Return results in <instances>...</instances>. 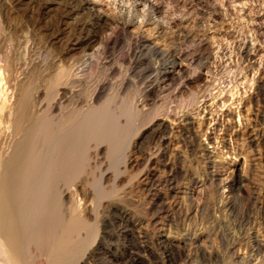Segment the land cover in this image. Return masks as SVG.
<instances>
[{
  "label": "rangeland",
  "instance_id": "rangeland-1",
  "mask_svg": "<svg viewBox=\"0 0 264 264\" xmlns=\"http://www.w3.org/2000/svg\"><path fill=\"white\" fill-rule=\"evenodd\" d=\"M14 1V11L24 18V31H27V34L30 32L28 34L30 44L26 41L28 44L24 42L23 47L40 49L42 55L40 51L38 53L41 57L43 53L45 54L44 50L51 47L46 45V41L58 42V48L61 50H65L67 47L64 46L70 43L68 48L71 49L77 39L85 37L87 31L94 26L92 17L86 11L65 0ZM162 1L169 5V17H175V24L158 32V35L154 25L145 27L148 29L147 34L156 33L154 37L151 36L155 42L158 41L161 48L173 53L179 49H186L189 57L195 58L190 65V72L194 73L193 69H197L196 72L199 69L202 71L208 63V59L200 53L198 45L200 40H206L205 42L216 50L215 52H220L219 48L222 45L226 47L231 45L235 47L233 64L228 66L227 63L217 62L215 65L213 63L211 79L215 78L216 82L219 80L228 86L231 84L232 87L234 81L240 82L241 75L249 69L255 75V79L249 83L250 86L248 84L245 87L242 84L244 88L243 86L240 89L236 88V91L235 88L232 89L230 91L232 99L223 105L224 107L222 105L212 107L202 113L200 110L202 100L213 99L219 90L206 91L203 82H198L200 86L198 83L197 85L193 83L192 86L188 84V88L185 87L186 89L180 92L181 89H178L180 80H176L177 83L174 82L172 87L166 90L155 89L149 92L146 84L152 79L149 72L133 68L129 61L121 59L126 54L131 36L143 30L136 26L125 33L123 48H118L113 56L111 65L114 71L108 69L106 72L111 84L106 98L111 102L109 104L113 111L117 110L118 107L115 105L119 104L118 110L125 113L122 120L127 130L124 128V135L122 134L120 138L122 141H118V146L115 147L117 155H113L116 154L113 150L107 158L99 156L102 161L106 160L100 168L102 171L98 169L99 166L97 167L99 173H96L95 180L98 179L94 180L95 183L91 182L98 186L86 187L85 197L80 196L81 193L77 196L80 205L92 204L90 205L92 213L88 215L91 217L90 224L92 223L90 237L88 236L86 243L79 250V261L88 259L89 264H264V140L259 138L250 141L243 133L247 128L246 124L264 132V84L261 90L257 89L258 82L264 83V0H240L237 2L239 4L236 3L229 10L222 8L218 0H189L186 6L175 0ZM119 2L113 3L111 9H108L111 17L121 16ZM132 12L129 16L125 14L123 18L126 20L133 17L135 12L134 10ZM0 20L2 53L11 51L12 44L8 40L9 30L4 26L5 22L1 17ZM52 31L54 32L51 33ZM39 32H45L44 34L47 33L49 36L44 45L40 43V35L39 37L35 35ZM245 35H253L260 46L262 45L261 52L253 61L239 54L237 42ZM37 37L39 39H35ZM21 39L23 40V37ZM80 51L78 49V55L83 54ZM227 54L224 57L223 52L218 53L223 59L230 55ZM23 56L16 61L19 71L25 67L27 61L25 55ZM150 56L153 61L159 62L156 54L152 53ZM94 71L95 80L105 74V70L96 66ZM120 104L121 106L126 104L123 106L124 109L120 108ZM166 109L170 111L166 113ZM204 116L207 117L206 120ZM173 120L175 123H172ZM187 121L193 122L194 126L193 123L188 125ZM185 128L187 129L181 133ZM195 130L199 132L200 138L194 142L192 149L190 142L193 140L190 136L196 132ZM232 130L234 134L230 136L229 131L231 134ZM211 135L214 140H210ZM200 144L208 147L213 153L207 156L200 152ZM167 161L170 163L169 167ZM233 170L235 190L232 195L219 187V181L213 174L220 172L224 174L223 177H228ZM196 180L198 183L195 185ZM86 197L87 200H84ZM159 198L166 200V205H172L169 207L173 210L170 211L168 206V211L165 210L158 202ZM85 201L88 203L83 204ZM144 228L147 231L146 239L142 235ZM163 234L169 237L167 235L163 237ZM200 234L205 236L201 248L195 239L191 238ZM237 242L241 245V257H237L232 250L233 243Z\"/></svg>",
  "mask_w": 264,
  "mask_h": 264
},
{
  "label": "bare ground",
  "instance_id": "bare-ground-1",
  "mask_svg": "<svg viewBox=\"0 0 264 264\" xmlns=\"http://www.w3.org/2000/svg\"><path fill=\"white\" fill-rule=\"evenodd\" d=\"M65 1L70 4L74 3L78 8L86 11L92 17L94 26L87 31L85 37H79L76 43L71 46V49L68 48L70 43L64 46L63 42V46L68 48L63 49V51L58 48V42H54V40L52 42L46 41L47 44H45L51 47L46 48L44 50L45 54L43 53V56H45L41 57L39 55V53L41 54L40 49H29L28 46L26 48H24L25 46L23 47L25 43H29L30 37L28 34L30 32L28 31L27 34V31H24V18L22 19L19 15L20 13L18 14L14 11L13 3L15 1L0 0V17L5 22L4 26L6 29L9 30L8 40L12 44L11 51L0 53L2 54L0 57L2 62H0V264H89L90 261L88 259L79 261V250L84 246L90 235L92 223L90 224L91 221L89 220L91 217L89 218L88 215L92 213V211L90 212L92 210L90 205L92 206V204L89 205L88 201H85L83 204L86 202L88 204L80 205L77 201V196L83 193L80 196L85 197L86 187L98 186L96 184L94 186L91 182L95 183L98 179L95 180V177H97L96 173L98 172L97 167L99 166L98 169L101 170L100 168H102L106 160L102 161L100 157H109L113 150L115 151V147L120 142L123 132L127 130L125 122H123L125 113L118 110L119 104L115 105L118 108L113 111L109 104L110 101L107 99L111 84L106 72L108 69L114 71V67L111 65L113 56L118 48H123L125 33H128L130 28L132 29V27L137 26L143 31L141 33L135 32L136 34L131 36L132 38L126 48V54L121 59L129 61L133 65V68H141L149 72L152 78L149 80V83H146L149 92L155 89L166 90L172 87L174 82L177 83L176 80H180L178 84V89H181L180 92L185 87L188 88V84L196 83L195 85H197L198 82H203L202 84H204L203 87L206 86V91L208 89L219 90V93L216 91L217 95H214L213 99L202 100V108L199 106L201 108L199 109L204 113L212 109V107H220L221 105L224 107L232 99L230 92L232 89L235 88L234 90L236 91V88L240 89L243 85L246 87L255 79V75L251 73L250 69L246 70L244 74L241 73L240 79L236 77L240 82L234 81V86L232 87L230 86L231 84L228 86V84H223L224 82L222 83L219 80V82H216L215 78V81L211 79L210 73L213 63L214 65L217 62L220 64L227 63L228 66L233 64L235 54L233 52L234 46L231 47V45H229L230 47L222 45L219 48L220 52H215L216 50L214 51L205 42L206 40H200L198 44L200 45L199 49H201L200 53L208 59V63L206 62L207 64L205 67L203 66L202 71L199 69L200 71L196 72L197 69H193L196 73L190 72V65H192V61L195 58L189 57V52L186 49H179V51L176 50L177 52L173 53L172 51H167L168 49L161 48L157 43L158 41L155 42L153 38V35L156 33L151 34L152 37L150 34H147L148 32L146 33L148 29L145 27L154 25L157 31L156 35H158L166 27H171L175 24V17H169L170 10L168 8L170 7H168L169 5L165 1L129 0L128 3L126 0ZM118 1L121 2V13H119L121 16L119 18L118 16L111 17L108 14V9L113 3L118 4ZM218 1L222 8L229 10L240 0ZM175 2L186 6L189 0H175ZM213 5L215 6V4ZM132 10L135 12L134 16L128 17L125 20L123 18L125 14L129 16ZM44 33H35L38 37L40 35V39L38 37L35 39H39L42 44L49 37L47 33ZM22 37L23 40L21 39ZM237 43H239V54L246 56L249 61L251 59L253 61V58L255 59L262 49V45L260 46L258 40L253 35H245ZM234 45H236L235 41ZM78 49L83 54L79 53L80 55H78ZM38 51L40 52L38 53ZM221 52L224 53V57L227 53H230V55L227 59H223L218 55ZM152 53L159 57V62L153 61L150 56ZM23 55H25L27 61L25 60V67L19 71L16 61L22 59ZM95 66L105 70V74L96 80L95 78L93 79ZM258 83L257 89L261 90L264 83L262 81ZM123 106L120 108L122 109ZM142 106L144 105L142 104ZM112 107L114 106L112 105ZM140 109L138 111L142 113ZM165 111L167 113L170 110L167 111L166 109ZM206 116L208 115L206 114ZM206 116H204L205 120L207 119ZM201 121L204 122L203 120ZM192 123L189 121L188 125ZM246 127L243 133L247 135L250 141L259 138L264 140L263 130L260 131L248 126V124H246ZM186 129L181 130V133ZM233 134V130L231 134L229 131L230 136ZM198 135L199 132L196 131L190 136L193 140L190 142L192 143L190 144L192 149L194 142L200 138ZM209 137L210 140L214 138L212 135ZM200 146V152H203V154L208 156L213 153L208 147L206 148L202 144ZM117 154L116 152L113 155ZM110 160L112 161V159ZM167 166H170L169 162ZM222 175L224 174L219 172L213 174V177L219 181L221 189H224L226 193L234 194V170L228 177H223ZM165 182H167L166 179ZM197 183L198 181L196 180L195 185ZM84 200H87V197ZM165 201L163 198L158 199L160 205L168 211V205H166ZM169 206L172 205L169 204ZM177 208L179 209V207ZM152 230L154 232L153 228ZM142 232L144 233L142 234L144 235V239H146V229L144 228ZM166 235L163 234V237ZM204 237V234L197 235L196 237L191 236L200 248L204 244ZM240 247L241 245L238 242L232 245V250L237 257H241ZM218 259L217 257L216 260Z\"/></svg>",
  "mask_w": 264,
  "mask_h": 264
}]
</instances>
